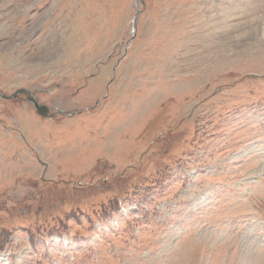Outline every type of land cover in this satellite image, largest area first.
I'll return each mask as SVG.
<instances>
[{"label":"rangeland","instance_id":"1","mask_svg":"<svg viewBox=\"0 0 264 264\" xmlns=\"http://www.w3.org/2000/svg\"><path fill=\"white\" fill-rule=\"evenodd\" d=\"M0 264H264V0H0Z\"/></svg>","mask_w":264,"mask_h":264},{"label":"water","instance_id":"2","mask_svg":"<svg viewBox=\"0 0 264 264\" xmlns=\"http://www.w3.org/2000/svg\"><path fill=\"white\" fill-rule=\"evenodd\" d=\"M39 112H41V113H45L47 110L45 109V108H41V107H39Z\"/></svg>","mask_w":264,"mask_h":264}]
</instances>
